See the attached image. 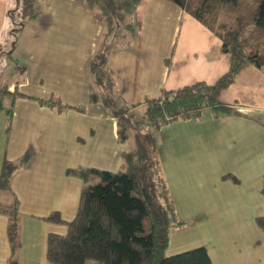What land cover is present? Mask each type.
<instances>
[{
  "label": "crops",
  "instance_id": "obj_1",
  "mask_svg": "<svg viewBox=\"0 0 264 264\" xmlns=\"http://www.w3.org/2000/svg\"><path fill=\"white\" fill-rule=\"evenodd\" d=\"M37 2L40 16L11 49L25 71L18 75L13 69L11 80L0 71L8 92L20 94L4 132L0 168L4 159H28L1 201H18L17 264H49L47 236H63L66 227L44 218L57 213L66 222L74 219L84 184L66 171L115 172L125 149L116 119L89 102L100 91L89 64L101 23L83 0ZM14 6V0H0V26L6 25L0 34L9 35L7 12ZM133 17L135 34L119 38L108 59L115 95L132 113L143 111L142 102L162 91L213 85L228 72L230 56L220 40L170 0H139ZM218 100L229 113L205 109L199 117L178 118L156 131L155 158L178 222L166 256L204 248L212 264H264V233L255 222L264 217V66L244 69ZM6 228L7 217L0 213V264L10 254Z\"/></svg>",
  "mask_w": 264,
  "mask_h": 264
},
{
  "label": "trees",
  "instance_id": "obj_2",
  "mask_svg": "<svg viewBox=\"0 0 264 264\" xmlns=\"http://www.w3.org/2000/svg\"><path fill=\"white\" fill-rule=\"evenodd\" d=\"M83 1L102 25L99 46L89 64L90 75L100 91L93 92L89 102L100 104L116 119L120 143L132 138L134 146L115 172L95 168L66 171V175L81 180L84 186L72 221H64L57 213L44 218L47 223L66 227L63 236H47L46 260L49 264H212L204 248L165 255L169 233L178 222L172 196L155 158L156 138L152 134L142 135L141 130L147 126L156 132L178 118H190V114L199 117L205 109L230 112L228 106L219 103L220 92L229 88L244 69L264 66V0H170L215 34L222 51L230 56V66L213 85L197 83L146 98L142 102L143 116L136 121L132 120L135 115L130 111L132 108L120 103L115 95V77L108 59L119 38L135 34L133 15L139 0ZM14 3V8L7 12L11 49L24 27L41 14L37 0H14ZM122 13L130 15L134 22L125 26ZM9 57L15 62L11 54ZM24 71V65L15 63L14 73ZM18 95L16 91L8 92V85L0 78V112L5 114L6 134ZM27 161V156L17 162L2 161L0 193L9 191L13 174L24 168ZM96 178H101L102 185L90 189L89 183ZM261 194L264 196V175ZM0 213L7 217L10 254L6 264H17L20 249L17 199L2 204ZM255 222L264 233V217Z\"/></svg>",
  "mask_w": 264,
  "mask_h": 264
},
{
  "label": "rangeland",
  "instance_id": "obj_3",
  "mask_svg": "<svg viewBox=\"0 0 264 264\" xmlns=\"http://www.w3.org/2000/svg\"><path fill=\"white\" fill-rule=\"evenodd\" d=\"M122 15H123V24L125 26L132 24L134 22L131 19L130 15H128L126 13H122ZM5 23L9 25L8 22L5 21ZM5 26L6 25H2V27L0 26V30L2 28H4ZM135 26H136V22H135ZM136 29H137V26H136ZM11 42H12V39L9 35L0 34V71L4 70V72L2 73L4 75V80H11V78L14 77V76H12V72H13V69L15 67V62H13L9 58V54H11V56L13 55V50L11 51ZM108 43L111 44L112 42L109 40ZM18 75H20V74H18ZM30 89H31V86H28L26 88V91H30ZM143 113H144V111L137 112L133 116L132 120L133 121L140 120L141 117L143 116ZM205 114H208L210 116L209 111L206 112ZM205 114H204V116H205ZM5 129H6L5 114L3 111H1L0 112V150H1V147L4 146ZM141 134L142 135L152 134V135L156 136V132L151 127H147V126H143V128L141 130ZM124 144H125V147H124L125 149H124V154L122 155V163H123L124 155L128 151H131L133 149V146H134L133 139L131 138L130 140H128ZM96 185H102L101 184V178H96L95 181L89 183L88 187L91 189L93 187H96ZM7 198H8V194L6 192L1 193L0 206L2 205L1 201L6 200ZM188 247H190V246H188ZM165 255H166V252H165Z\"/></svg>",
  "mask_w": 264,
  "mask_h": 264
},
{
  "label": "built area",
  "instance_id": "obj_4",
  "mask_svg": "<svg viewBox=\"0 0 264 264\" xmlns=\"http://www.w3.org/2000/svg\"><path fill=\"white\" fill-rule=\"evenodd\" d=\"M190 118H194V117L192 116V114H190Z\"/></svg>",
  "mask_w": 264,
  "mask_h": 264
}]
</instances>
